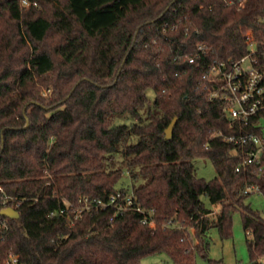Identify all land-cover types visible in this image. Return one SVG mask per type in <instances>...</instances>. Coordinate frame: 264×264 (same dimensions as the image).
Returning <instances> with one entry per match:
<instances>
[{
  "label": "trees",
  "instance_id": "16d2710c",
  "mask_svg": "<svg viewBox=\"0 0 264 264\" xmlns=\"http://www.w3.org/2000/svg\"><path fill=\"white\" fill-rule=\"evenodd\" d=\"M28 1L0 0V215L12 199L20 213L5 216L0 264L11 251L24 264H145L160 254L196 264L213 229L232 235L236 211L251 263L261 264L264 215L248 197L264 196V153L245 163L254 146L225 136L264 137V112L232 127L204 75L251 43L264 71V0ZM205 158L217 173L209 180L195 165ZM129 189L156 228L113 207L51 215Z\"/></svg>",
  "mask_w": 264,
  "mask_h": 264
},
{
  "label": "built area",
  "instance_id": "2783aa9c",
  "mask_svg": "<svg viewBox=\"0 0 264 264\" xmlns=\"http://www.w3.org/2000/svg\"><path fill=\"white\" fill-rule=\"evenodd\" d=\"M24 3H28V0H23ZM254 44H250L251 52L237 60L221 61L212 65L209 72L204 75L205 78H211L212 87H210V96L212 98H221L225 102V112L231 121V126L234 127L237 124H247L250 119L259 113L264 112V71L255 66L256 58L253 50ZM205 47V44L199 43L197 46V52L195 55L190 56V62H195L196 57L199 55ZM251 57V68L245 69L243 63L245 60ZM207 87V86H206ZM50 89L45 90L44 95H47ZM218 135H222L221 132ZM225 140L234 143L248 145L252 144L254 147L248 151V157L245 163L253 164L260 163L262 155L264 153V137L255 133H242L238 132L230 136H225ZM262 170V168H260ZM2 190V186L0 185ZM247 191H258V186H251ZM10 198L9 196H5ZM14 203L5 207H13L16 209L19 206V202L12 199ZM7 201V200H6ZM79 205H75L70 202L66 207L53 211L52 216L61 214H72L74 219L81 217L83 211H90L91 209L114 208V216L122 214L126 211L136 210L142 213L141 222L148 225L150 228L157 227V221L153 218L154 211H146L140 205L135 202V194L133 189L118 190L112 193L107 201L103 200H90L88 197L79 199ZM3 208V209H4ZM114 216L111 219H114ZM9 228V222L7 217L0 215V231H6ZM5 264H24L20 256L15 252H9L4 261ZM261 264H264V258L261 260Z\"/></svg>",
  "mask_w": 264,
  "mask_h": 264
},
{
  "label": "rangeland",
  "instance_id": "374dc122",
  "mask_svg": "<svg viewBox=\"0 0 264 264\" xmlns=\"http://www.w3.org/2000/svg\"><path fill=\"white\" fill-rule=\"evenodd\" d=\"M24 3V2H23ZM24 3V5H28ZM250 40L253 38L251 31H247ZM58 41L57 35H52L48 43H56ZM255 51V46H253ZM252 59L248 57L243 63L245 69L251 68ZM45 91H43L44 93ZM153 97L154 94L150 93ZM261 125L264 130V116L261 118ZM197 174L206 179H212L216 176L215 167L210 159H198L195 161ZM124 184H129V177L123 179ZM254 209L259 210L264 215V196L260 192H254L248 197ZM215 212L220 210V205L213 207ZM212 245L207 257L198 256L196 264H213L212 261H221L222 264H252L247 245V235L243 228L241 214L236 211L232 220V235L227 238H222L218 229H213L211 232ZM167 259L165 254L151 255L144 259L145 264H165L164 260Z\"/></svg>",
  "mask_w": 264,
  "mask_h": 264
},
{
  "label": "water",
  "instance_id": "95a60500",
  "mask_svg": "<svg viewBox=\"0 0 264 264\" xmlns=\"http://www.w3.org/2000/svg\"><path fill=\"white\" fill-rule=\"evenodd\" d=\"M178 117H174V119L170 122L168 127L166 128V139H170L173 135L174 129L177 125ZM2 215L10 217V218H18L20 216V213L17 209L13 207H7L2 209L1 211Z\"/></svg>",
  "mask_w": 264,
  "mask_h": 264
},
{
  "label": "crops",
  "instance_id": "0c3cea01",
  "mask_svg": "<svg viewBox=\"0 0 264 264\" xmlns=\"http://www.w3.org/2000/svg\"><path fill=\"white\" fill-rule=\"evenodd\" d=\"M260 124H261V120H260ZM262 130H263V128H262ZM263 134H264V130H263ZM220 264H222V262L220 261Z\"/></svg>",
  "mask_w": 264,
  "mask_h": 264
}]
</instances>
